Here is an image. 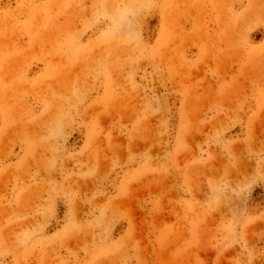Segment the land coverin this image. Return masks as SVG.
<instances>
[{
  "label": "rangeland",
  "instance_id": "rangeland-1",
  "mask_svg": "<svg viewBox=\"0 0 264 264\" xmlns=\"http://www.w3.org/2000/svg\"><path fill=\"white\" fill-rule=\"evenodd\" d=\"M0 264H264V0H0Z\"/></svg>",
  "mask_w": 264,
  "mask_h": 264
}]
</instances>
